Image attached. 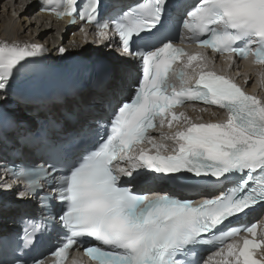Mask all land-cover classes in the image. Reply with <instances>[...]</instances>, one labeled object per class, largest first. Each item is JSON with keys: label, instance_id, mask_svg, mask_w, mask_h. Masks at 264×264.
I'll return each mask as SVG.
<instances>
[{"label": "snow or ice", "instance_id": "1", "mask_svg": "<svg viewBox=\"0 0 264 264\" xmlns=\"http://www.w3.org/2000/svg\"><path fill=\"white\" fill-rule=\"evenodd\" d=\"M44 2L52 5L51 11L57 17L74 20L77 15V0L64 4L63 10L54 0ZM165 3L166 0H144L117 19L98 22L100 0H83L79 19L95 23L108 40L104 46L114 48L122 57L139 59L142 74L127 96L113 107L109 130L93 144L81 147L75 156H67L62 146H54L40 164L13 171V182L0 180V192L23 186L15 193L17 200L32 199L35 189L43 190L46 185L51 195L41 196V202L49 199L65 204L62 214L52 221L66 232L63 242L49 254L55 257L54 264H62L73 249H82L95 264H199L198 260L186 258L188 253L195 255V246L217 240L223 243L225 237L239 231H221L224 225L264 202V101L247 94L232 79L205 70L209 57L203 53L202 62L191 69L194 83L182 84L176 90L168 74L173 63L185 55L182 48L175 47L172 41L148 52L131 47L134 37L160 21ZM40 10H44V3ZM181 27L190 33V42L216 53H228L226 59H231L232 53L241 57L246 54L245 48L234 47L237 41L257 44L256 59L264 63V0H199ZM109 33L112 39L118 37V43L113 45ZM184 39L181 36V41ZM44 51L38 44L22 46L12 42L0 46V104L7 102L16 74L26 65L37 63ZM65 51L63 47L59 49L61 56ZM187 59L186 67L197 60V55ZM185 101L202 102L208 106L203 111L218 106L227 110V119L197 123L183 113L174 114L173 109ZM181 119L180 129L165 136L175 144L169 154L150 130L157 128L158 121L164 135L166 122L171 127L173 120ZM10 123L21 130L32 126L27 119H13ZM7 131V126L0 128V144L5 146L9 143ZM27 134L46 139L42 127ZM145 141L152 145L154 153L139 148L137 155V147ZM124 163L128 167H122ZM140 170L170 180H181L188 173L222 182L221 178L228 180L235 175V182L228 191L193 203L168 194L148 196L137 192L130 181L133 173L139 175ZM41 179L44 183H39ZM200 183L203 182L197 184ZM16 223L18 231L0 234V264H44L42 259L21 258L42 230L38 218L21 215ZM245 230L255 236L254 225ZM226 250V261L227 256H232L234 264H264V244L247 236L242 246L234 241L226 245ZM256 255L260 258H254Z\"/></svg>", "mask_w": 264, "mask_h": 264}, {"label": "bare ground", "instance_id": "2", "mask_svg": "<svg viewBox=\"0 0 264 264\" xmlns=\"http://www.w3.org/2000/svg\"><path fill=\"white\" fill-rule=\"evenodd\" d=\"M0 27H1V23H0ZM0 31H1V29H0Z\"/></svg>", "mask_w": 264, "mask_h": 264}]
</instances>
